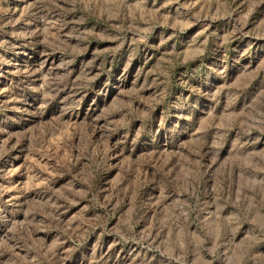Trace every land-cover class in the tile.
Instances as JSON below:
<instances>
[{
  "label": "rangeland",
  "instance_id": "obj_1",
  "mask_svg": "<svg viewBox=\"0 0 264 264\" xmlns=\"http://www.w3.org/2000/svg\"><path fill=\"white\" fill-rule=\"evenodd\" d=\"M0 264H264V0H0Z\"/></svg>",
  "mask_w": 264,
  "mask_h": 264
}]
</instances>
